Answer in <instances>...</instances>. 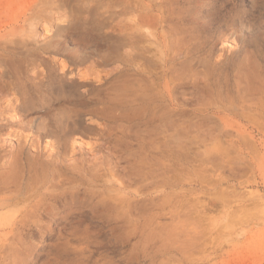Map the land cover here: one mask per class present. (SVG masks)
Segmentation results:
<instances>
[{"label":"bare ground","instance_id":"6f19581e","mask_svg":"<svg viewBox=\"0 0 264 264\" xmlns=\"http://www.w3.org/2000/svg\"><path fill=\"white\" fill-rule=\"evenodd\" d=\"M131 1L134 5L131 3L118 12L131 13L127 20L120 19L110 30L104 31L101 29L103 21L94 19L88 23L90 29L84 36L92 34L110 42V46L127 47L123 67L117 73L123 78L107 88L113 96L108 93V97L96 102H105L107 98L110 105L127 104L137 110L136 117L142 115L144 123L151 125V133L148 130L147 137H139L131 127L118 125L119 136L108 141L101 137L100 148L106 152L107 161L95 158L92 163L97 166L95 176L86 180L83 168L70 160L73 156L70 152L74 151L75 144L90 150L89 135L102 134L105 126L93 117L85 118L82 113L69 125L66 155L60 154L58 143L51 145L48 156L49 161L54 162L51 173L34 176L27 191L19 189L23 180L17 182L11 173L20 159L19 153L12 155L7 167L0 165V264L36 261L41 254L39 249L44 247L42 237L54 231L57 234L45 245L47 250L38 260L39 264H88L105 242L96 239V232L85 224L80 228L70 221L64 231L59 226V222L71 216L73 207L83 205L92 216L102 219L109 239L118 247L130 245L127 252L123 251V264L133 263L139 257H152L156 252L174 251L179 255L175 263L161 260L159 264H223L219 259L229 255L222 251V243L230 241L231 236L190 229L184 226L185 221L170 219L159 223L141 220L135 214L131 217L128 208L132 203L123 193L127 187L136 185L138 195H149L150 187L158 189L160 185L157 178H162V186L170 185L175 153L171 138L175 133L180 134V138L190 134L191 125L186 126L184 121L192 117L197 122L202 119L220 122L221 136L235 141L241 133L236 128L225 127L236 123L235 120H246L254 130L264 134V30L257 33L250 22H244L237 13L225 17L217 0ZM74 16L65 14L54 33L74 27L79 21ZM22 36L16 30L1 33L0 49H22L26 44ZM230 36L235 37V42H229ZM45 43L49 42L40 45ZM4 62L10 65L7 59ZM74 69L65 61L55 66L44 58L33 68L31 78L38 84L53 78L67 83V75ZM19 72L27 76L25 68ZM107 81V77L99 78L97 86ZM8 83L14 84L6 76V70H0V88L9 86ZM12 101H20V98L15 95ZM187 109L190 113H186ZM94 113L98 115L100 107H96ZM158 135L162 143L157 140ZM42 138L39 135L30 144L35 146L33 150L40 146ZM124 138L137 140L139 152L128 157L118 153L116 148L127 149L122 145ZM26 144L22 139L20 148ZM44 162L48 163L42 160L41 166ZM107 175L111 180L104 178ZM53 222L55 227L59 226L57 230ZM148 229L157 233L146 234ZM106 262L104 264H112Z\"/></svg>","mask_w":264,"mask_h":264},{"label":"rangeland","instance_id":"374dc122","mask_svg":"<svg viewBox=\"0 0 264 264\" xmlns=\"http://www.w3.org/2000/svg\"><path fill=\"white\" fill-rule=\"evenodd\" d=\"M131 3L134 5L131 0H0V36L1 33L16 30L26 40L22 49H0V70H6V76L14 83L0 88V165L7 167L12 155L19 153L20 159L11 173L17 182L23 180L19 188L22 192L32 186L34 176L51 173L54 167V162L48 157L51 145L58 143L60 154L66 155L69 125L82 113L85 118L93 117L105 126L102 134L89 135L90 150L75 144L74 151L70 152L73 155L70 160L78 168H83L86 180L95 176L97 166L92 165L95 158L107 161L106 152L100 148L101 137L108 141L119 136L118 125L131 127L139 137H147L148 130L151 133V125L144 123L142 115L136 117L137 110L127 104L110 105L107 98L103 100L105 102H96L101 97H108V93L113 96L107 88L123 78L117 73L123 67L122 58L128 51L127 47L110 46V42L92 34L84 36L90 29L88 23L94 19L103 21L101 29L104 31L110 30L113 23L115 26L120 19L127 20L131 13L118 12L127 9ZM217 5L225 17L237 13L244 22H250L257 33L264 30V0H217ZM70 13L79 21L74 27L55 34L59 20ZM228 40L231 43L236 39L230 36ZM46 41L49 43L40 45ZM115 50H119L118 54L114 53ZM44 58L50 59L55 66L65 61L71 68L74 67L73 73L67 75L69 82L62 83L53 78L38 84L32 80L33 68L38 67ZM5 59L10 61L9 66ZM22 68H25L27 76L19 72ZM102 77H107L108 81L97 86L98 79ZM15 95L20 98L17 101L19 104L12 101ZM96 107H100V113L95 116ZM186 113L190 110L187 109ZM212 120L197 122L192 117V120L184 121L186 126L191 125L192 131L185 137L180 138V134L175 133L171 138L175 153L170 185L162 186V178H157V183H160L158 189L150 187L151 193L146 196L137 194L136 185L127 187L123 194L132 203L128 212L133 215L131 217L135 214L141 220L162 223L174 219L185 221L184 226L190 229L231 236L230 241L222 243V251L229 253L219 259L223 264L230 261L232 264H264V134L254 130L246 120H235L234 125L227 124L225 127L228 130L236 128L241 137L238 141L231 140L221 136L219 130L222 124ZM39 135L43 136L40 146L33 150L35 146L30 144ZM201 135H204L203 139ZM157 137L162 143L161 135ZM22 139L27 144L20 148ZM123 141L122 145L127 149L116 148L122 156L139 152L137 140L124 138ZM39 154L42 156L38 157ZM42 160L48 161L44 162L46 168L43 164L41 166ZM104 178L110 179L108 175ZM72 211L66 221L59 222L61 231L74 221L80 228L82 224L89 226L96 232V239L105 242L104 247L94 252L88 264H104L106 260V263L123 264V251L127 252L130 245L120 248L109 239L102 219L92 216L87 206L73 207ZM190 221H196V224H190ZM59 226H54L55 230ZM155 233L154 229L146 230V234ZM56 234L57 231H54L42 237L44 247L39 249L41 254L30 264H39L47 250L45 245ZM35 236L37 240L38 236ZM178 257L174 251L165 254L156 252L152 257H139L126 264H159L161 260L174 262Z\"/></svg>","mask_w":264,"mask_h":264}]
</instances>
